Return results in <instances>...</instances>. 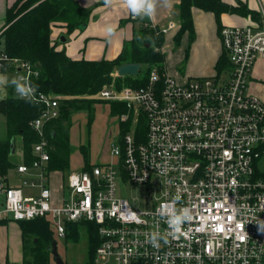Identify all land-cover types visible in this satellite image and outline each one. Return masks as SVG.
<instances>
[{
    "label": "built area",
    "instance_id": "obj_1",
    "mask_svg": "<svg viewBox=\"0 0 264 264\" xmlns=\"http://www.w3.org/2000/svg\"><path fill=\"white\" fill-rule=\"evenodd\" d=\"M175 29L170 22L162 32ZM220 39L232 65L221 78L179 82L154 67L144 89L101 92L145 113L146 140L137 144L134 132L123 145L112 140V160L70 172L60 198L52 190L45 127L60 117L62 98L34 88L29 63L1 54L0 69L20 75V97L41 108L31 124L41 140L33 162L15 168L39 194L0 188V222L49 219L60 238L68 224L95 223L101 242L94 264H264V100L249 85L264 60V14L260 24L223 27ZM127 185L145 189L147 209L123 196ZM185 210L177 231L171 218Z\"/></svg>",
    "mask_w": 264,
    "mask_h": 264
},
{
    "label": "trees",
    "instance_id": "obj_2",
    "mask_svg": "<svg viewBox=\"0 0 264 264\" xmlns=\"http://www.w3.org/2000/svg\"><path fill=\"white\" fill-rule=\"evenodd\" d=\"M193 8L213 13L219 34L223 29L221 21L223 14L250 18L258 24L262 21L261 13L250 10L240 0L237 1L236 6L226 4L222 0H182L178 6L180 26L174 37L175 47L181 45L186 34L190 38V45L195 40ZM90 16L91 12L83 8L76 0H17L7 10L5 24L1 29L0 45L3 40L4 48L2 54L29 63L34 73L31 79L34 88L62 98L93 96L104 86L112 83H115V88L118 90L124 87L135 90L144 89L149 85L152 68L158 67L161 71L165 70L166 54L156 51L164 46L165 34L161 28H153L151 25H146L136 32L132 40L125 42L120 55L111 61L105 59L101 61L72 60L66 54L65 48L58 50L59 42L53 39L54 30L64 28L67 32L64 36L67 37L77 30H84L89 23ZM188 57L189 50L187 51ZM126 64L146 65L149 66V70L143 78L137 75L114 79L113 74L116 70ZM231 67L227 54L222 50L215 66V76L223 77ZM161 87L159 84L158 89ZM96 104H100L98 100H60V117L45 127L46 138L50 145L49 169L51 173L58 171L65 177L71 172L70 162L73 148L70 138V118L77 112H88L87 125L90 130L95 119ZM104 104L110 105V116L119 119V144L123 145V138L131 132H134L137 144L145 142L147 117L144 112L140 111L137 118L125 102L111 101ZM0 111L7 121V138L0 140V188L5 189L9 186L10 170L18 166L12 161V156L17 150L18 138L22 146V162L30 165L34 160L33 147L40 142L41 138L31 124L40 117L41 108L21 97L12 96L1 100ZM123 116H127V120L124 121ZM135 120L137 123L133 128ZM13 140L15 141L14 152H12ZM86 141L87 145L83 144L84 146H80L79 149L81 148L80 152L85 160L84 170L90 171L92 166L89 138ZM64 185L65 178L63 187ZM18 223L24 240L29 239L28 246L24 247L25 264H51L53 255L49 248L56 243V232L50 221L37 219ZM80 228L85 229L88 235L89 255L86 264H94L96 250L101 242L98 237V226L95 223L68 224L65 239L77 243Z\"/></svg>",
    "mask_w": 264,
    "mask_h": 264
},
{
    "label": "crops",
    "instance_id": "obj_3",
    "mask_svg": "<svg viewBox=\"0 0 264 264\" xmlns=\"http://www.w3.org/2000/svg\"><path fill=\"white\" fill-rule=\"evenodd\" d=\"M16 1L17 0H0V33L5 24L7 10L10 8V5L12 6ZM76 1L83 8L88 9L91 12L87 27L82 31L77 30L67 37L64 36L67 33L64 28H57L53 33L54 40L59 42L58 50L65 48L66 54L72 60H114L122 52L125 42L132 40L134 34L139 32L142 27L148 24H153L156 27L164 29L170 22H174L176 24V29L165 34V42L162 47L164 54H166V51L168 52L165 62L167 64L165 67L166 73L176 78L179 82L215 76V66L222 54L223 48L218 24L213 13L193 8L192 14L196 35L195 40L190 45V38L188 34H186L182 39L181 45L175 47L174 37L180 26L178 6L181 4L182 0H149V3L153 4L151 20L145 13H143V10H148L147 5H145V8L137 14V19L132 20L131 15L133 11L127 5L126 0ZM222 1L226 4L236 6L238 0ZM240 1L250 10L264 14V0ZM221 21L223 27H246L256 24V22L250 18H243L241 16L230 14H223ZM136 28H138V31H135ZM62 37L66 38V43L60 41V38ZM167 48H170L171 50H167ZM188 50L189 57L187 58ZM182 60L188 62L190 67H192L189 72H187L189 66H187L185 71L184 68L176 69L177 64L180 62L182 63ZM184 63L185 62H183V64ZM251 81L254 82L253 86L252 84L250 85L251 93L264 98V60H260L257 63ZM99 105L101 104H98L97 106ZM104 105L108 107L110 113V106L108 104ZM70 138H72V134L70 135ZM114 140H117V137H115L113 141ZM71 142L73 146L77 148L82 144L80 143L76 145L72 139ZM108 150L109 156L101 155L95 160H92L90 152L91 166L110 162L112 160L111 149L109 148ZM73 155L74 154L71 156L70 162L71 172L76 171L74 170V167L72 168ZM105 158H108V161H104ZM22 163L23 162H20L18 165ZM84 165V159L81 154L80 167L77 170H84ZM13 172L16 176H19L15 169H13ZM58 174H61L62 178L60 185L57 188L56 176ZM68 175L64 177V175L58 171L52 173L51 184L56 198L62 196L64 192V178L66 182ZM9 186L11 187V184ZM28 243L29 239H26V241L24 240L19 223L13 221L0 223V264H25L26 254L24 252V247L26 245L28 246ZM51 264H55L53 259Z\"/></svg>",
    "mask_w": 264,
    "mask_h": 264
},
{
    "label": "rangeland",
    "instance_id": "obj_4",
    "mask_svg": "<svg viewBox=\"0 0 264 264\" xmlns=\"http://www.w3.org/2000/svg\"><path fill=\"white\" fill-rule=\"evenodd\" d=\"M11 7V5H10ZM179 13V11H178ZM6 20V18H5ZM138 27V26H137ZM135 31H138V28L135 29ZM1 35V33H0ZM54 39V38H53ZM3 42V40H2ZM1 42L0 45V55L3 52V43ZM167 50H171L170 48H167ZM166 51V50H165ZM173 51V50H172ZM166 51V56H167ZM188 61V60H187ZM183 62H185L183 64ZM164 66L166 67L167 64L165 63ZM187 66H189L188 71L189 72L192 67L186 62L185 60H182V63L180 62L177 64L176 69L184 68V71L187 69ZM149 70V66L142 65L140 72L138 74V77H145L147 72ZM19 74V73H18ZM16 74L15 72L9 70L8 68H1L0 69V102L1 100L7 99L9 97H20L19 90L21 88V83L19 80L20 75ZM24 74V72H22ZM114 79L117 77H120L118 75V69L113 74ZM253 86L254 82L250 81L249 85ZM251 86V87H252ZM111 88L109 90H115V91H121L123 89H127L129 87H124L121 90H118L115 88V83H112L111 85L104 86V88L98 92L97 94L93 96H84V97H71V98H62V99H69V100H84V99H91V100H98V102L101 104L97 106L95 105V108L97 110L95 111V119L93 124L90 127L87 125L89 114L88 112H77L72 115L71 119V131L70 135L72 134V141L78 145L80 143L81 146L87 145V139L90 140V149L91 152V158L92 160L98 159L99 156H109V145L111 140L115 139V137L118 138V132H119V119L117 117L112 118L109 113V109L106 105H104L105 102H111L105 99L100 98L101 92L104 90ZM133 89V88H131ZM253 94V93H251ZM255 95V94H254ZM264 100V98H262ZM104 101V102H102ZM120 102V101H119ZM109 105V104H108ZM106 106V107H105ZM110 106V105H109ZM135 117L138 116L136 112H134ZM124 118V119H123ZM123 120H127L126 116L123 117ZM138 118V117H137ZM136 118V120H137ZM134 121L135 127L137 121ZM132 128V129H133ZM73 129V130H72ZM89 133V134H88ZM7 138V121L6 117L1 113L0 111V140H4ZM72 148H73V160H72V168L74 167V170H77L80 167L81 162V152L79 153L80 149L77 147H74L71 142ZM83 145V146H84ZM77 151V152H76ZM76 152V154H75ZM72 156V155H71ZM84 159V158H83ZM12 161L15 164H19L23 161V154H22V146L20 139L17 140V150L16 153L12 156ZM104 161H108V158H105ZM85 163V160H84ZM100 163V162H99ZM264 166V162H263ZM85 167V165H84ZM62 175L58 174L56 176V187L58 188L60 185ZM8 184L10 183L11 186L16 187H22L24 194L26 196H33L39 194L38 188H32L31 186L26 187L23 185V178L21 176H16L14 174L13 170H10L8 174ZM9 184V185H10ZM157 194H155V197L159 199L161 197V191L159 187L156 188ZM123 196L126 197L131 203H134V200H136V207L147 209L148 207L145 205H142L141 201H147L148 193L145 192V189L139 186H131L127 185L124 189ZM3 197H0V209L1 204L3 203ZM16 223V222H15ZM55 232V230H54ZM55 242L57 244L58 252L62 260L65 262V264H86L88 261V255H89V241H88V235L85 231V229L80 228V235H79V241L77 243L73 241H67L64 238H59L57 235L55 237ZM55 262V261H54ZM56 264V263H55Z\"/></svg>",
    "mask_w": 264,
    "mask_h": 264
},
{
    "label": "water",
    "instance_id": "obj_5",
    "mask_svg": "<svg viewBox=\"0 0 264 264\" xmlns=\"http://www.w3.org/2000/svg\"><path fill=\"white\" fill-rule=\"evenodd\" d=\"M60 41L62 43H66L67 40L65 37H62L60 38ZM140 69H141L140 64H126V65L121 66L118 69V75L120 77H126V76L134 77L139 74ZM14 150H15V141L13 140L12 141V152H14ZM49 250L52 252L53 259L56 264H65V262L62 260V258L59 255L56 243H53V245L49 248Z\"/></svg>",
    "mask_w": 264,
    "mask_h": 264
},
{
    "label": "clouds",
    "instance_id": "obj_6",
    "mask_svg": "<svg viewBox=\"0 0 264 264\" xmlns=\"http://www.w3.org/2000/svg\"><path fill=\"white\" fill-rule=\"evenodd\" d=\"M127 5L132 9L133 13L138 14L141 10L145 8V5H147V8L149 10L148 14L150 15L152 13L153 4L149 3V0H126ZM188 219V213L187 210H185L180 215H174L171 218V225L175 230H179L180 224Z\"/></svg>",
    "mask_w": 264,
    "mask_h": 264
}]
</instances>
